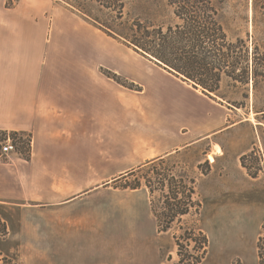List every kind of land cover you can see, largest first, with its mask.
<instances>
[{
	"label": "crops",
	"instance_id": "1",
	"mask_svg": "<svg viewBox=\"0 0 264 264\" xmlns=\"http://www.w3.org/2000/svg\"><path fill=\"white\" fill-rule=\"evenodd\" d=\"M6 1L0 0V134L28 137L30 148L28 159L20 151L0 157V205L71 211L147 162L240 127L229 124L226 105L69 5Z\"/></svg>",
	"mask_w": 264,
	"mask_h": 264
},
{
	"label": "rangeland",
	"instance_id": "2",
	"mask_svg": "<svg viewBox=\"0 0 264 264\" xmlns=\"http://www.w3.org/2000/svg\"><path fill=\"white\" fill-rule=\"evenodd\" d=\"M12 1L7 0L6 6ZM55 1L75 12L72 6L79 0ZM126 4L124 16L128 17L134 13L132 4ZM153 4L151 1L150 6ZM154 6L160 10L158 20L172 21L169 8ZM91 8L94 15L108 14ZM219 20L231 41L241 40V56L247 51L253 60L264 58V9L253 0H225ZM245 82L243 73L241 84L223 78L217 94V102L223 101L220 104L232 111L229 124L240 126L224 139L201 141L121 178L125 173L103 185V194L94 202L87 201L71 211L59 206L0 205L8 229V235L0 239V255L16 264H176L174 237L181 233L180 228L196 227L209 240L203 264H257L256 241L264 233V125L259 122L264 79L250 77ZM250 153L247 164L256 178H251L240 162L241 156ZM171 179L189 187L195 182L193 199L201 202V210L197 216L191 209L169 231L159 232L147 190L122 186L148 180L159 211L163 207L161 194L167 192Z\"/></svg>",
	"mask_w": 264,
	"mask_h": 264
},
{
	"label": "trees",
	"instance_id": "3",
	"mask_svg": "<svg viewBox=\"0 0 264 264\" xmlns=\"http://www.w3.org/2000/svg\"><path fill=\"white\" fill-rule=\"evenodd\" d=\"M126 1L132 4L128 17L124 16ZM156 6L164 5L171 10L172 21L158 20ZM225 0H79L75 12L85 20L93 23L110 36L122 42L144 58L155 63L160 68L187 82L195 89H200L210 99L217 101L223 78H230L234 84H241V73L254 80L264 79V58L251 59L246 51L241 56V40L231 41L219 16ZM255 6L264 9V0H253ZM93 5L96 8H91ZM90 8L98 13L108 14L104 17L94 15ZM106 75L129 89L139 90L133 84L122 82L115 74ZM225 100L224 97H221ZM223 102V101H222ZM220 102V103H222ZM258 113V112H257ZM260 123L264 125V109L261 110ZM7 134L1 133L0 139ZM10 136L16 143L18 151L25 159L29 158L30 142L19 133ZM252 153L241 156V166L251 178H256L247 160ZM161 159L153 160L136 168L149 165ZM127 172L125 176L134 172ZM172 182L167 186V192L161 194L163 207L157 211L154 207V190L147 180L134 184H124L122 189L139 190L145 188L149 198V209L157 221L159 232H167L171 225L188 216L194 209L195 215L200 214L201 202L194 200V184L189 187L183 181ZM162 188L165 186L162 185ZM163 191L161 188H159ZM264 228V224H263ZM181 233L174 237L177 246L178 261L176 264H203L209 248L207 235L201 228H180ZM8 235L6 221L0 215V239ZM192 249L189 250V247ZM0 264H16L7 256H1ZM257 264H264V233L256 241ZM12 259V258H11Z\"/></svg>",
	"mask_w": 264,
	"mask_h": 264
},
{
	"label": "built area",
	"instance_id": "4",
	"mask_svg": "<svg viewBox=\"0 0 264 264\" xmlns=\"http://www.w3.org/2000/svg\"><path fill=\"white\" fill-rule=\"evenodd\" d=\"M11 152H17V146L10 134L0 139V157H6Z\"/></svg>",
	"mask_w": 264,
	"mask_h": 264
},
{
	"label": "bare ground",
	"instance_id": "5",
	"mask_svg": "<svg viewBox=\"0 0 264 264\" xmlns=\"http://www.w3.org/2000/svg\"><path fill=\"white\" fill-rule=\"evenodd\" d=\"M209 159H210V161H213V157L212 156H209Z\"/></svg>",
	"mask_w": 264,
	"mask_h": 264
}]
</instances>
